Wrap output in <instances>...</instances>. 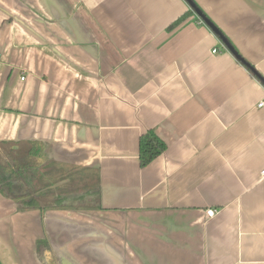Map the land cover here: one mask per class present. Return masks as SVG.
<instances>
[{
    "label": "crops",
    "instance_id": "obj_1",
    "mask_svg": "<svg viewBox=\"0 0 264 264\" xmlns=\"http://www.w3.org/2000/svg\"><path fill=\"white\" fill-rule=\"evenodd\" d=\"M261 100L264 0H0V264H264Z\"/></svg>",
    "mask_w": 264,
    "mask_h": 264
},
{
    "label": "trees",
    "instance_id": "obj_2",
    "mask_svg": "<svg viewBox=\"0 0 264 264\" xmlns=\"http://www.w3.org/2000/svg\"><path fill=\"white\" fill-rule=\"evenodd\" d=\"M203 17H204L203 19L208 21V19L204 15ZM180 20L181 18L172 25H175ZM165 148H166L165 143L153 131L149 130L145 132L139 137V165L141 167H144L150 161H152L155 157L161 154L165 150ZM19 173H20L19 170H14V169L11 170L10 168V171H7V167L6 168L1 167L0 168V174H1L0 175V190L4 191V188L8 186L9 181H10L9 178L11 177V176L8 177V175L15 174V176H18ZM97 193H98L97 191L94 192L95 196L97 195ZM37 200H38V196L33 194L27 199L20 200L18 203V207L20 209L40 207L37 204Z\"/></svg>",
    "mask_w": 264,
    "mask_h": 264
},
{
    "label": "built area",
    "instance_id": "obj_3",
    "mask_svg": "<svg viewBox=\"0 0 264 264\" xmlns=\"http://www.w3.org/2000/svg\"><path fill=\"white\" fill-rule=\"evenodd\" d=\"M212 52L215 53V52H217V50H216V49H212ZM257 106H258V107H263V106H264V100H261V101L257 104ZM261 175L264 176V169L261 171ZM205 213H206L207 216L211 217V216H213V214H214V210L210 208V209H207V210L205 211Z\"/></svg>",
    "mask_w": 264,
    "mask_h": 264
},
{
    "label": "water",
    "instance_id": "obj_4",
    "mask_svg": "<svg viewBox=\"0 0 264 264\" xmlns=\"http://www.w3.org/2000/svg\"><path fill=\"white\" fill-rule=\"evenodd\" d=\"M189 2H190V0H189ZM192 6H193V4H192ZM229 46V45H228ZM231 49V48H230Z\"/></svg>",
    "mask_w": 264,
    "mask_h": 264
},
{
    "label": "rangeland",
    "instance_id": "obj_5",
    "mask_svg": "<svg viewBox=\"0 0 264 264\" xmlns=\"http://www.w3.org/2000/svg\"><path fill=\"white\" fill-rule=\"evenodd\" d=\"M51 181H54V180H51Z\"/></svg>",
    "mask_w": 264,
    "mask_h": 264
}]
</instances>
